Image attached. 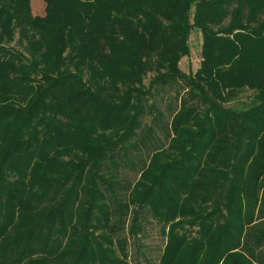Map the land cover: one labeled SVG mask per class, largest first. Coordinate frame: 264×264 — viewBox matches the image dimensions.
Here are the masks:
<instances>
[{"label":"trees","instance_id":"16d2710c","mask_svg":"<svg viewBox=\"0 0 264 264\" xmlns=\"http://www.w3.org/2000/svg\"><path fill=\"white\" fill-rule=\"evenodd\" d=\"M43 1L0 0V264H131L148 214L157 264H264V229H244L264 216V0ZM165 86L182 92L163 145L142 118ZM121 166L137 176L125 204L107 177Z\"/></svg>","mask_w":264,"mask_h":264},{"label":"rangeland","instance_id":"374dc122","mask_svg":"<svg viewBox=\"0 0 264 264\" xmlns=\"http://www.w3.org/2000/svg\"><path fill=\"white\" fill-rule=\"evenodd\" d=\"M30 6L35 8L34 9L35 13L37 11H40L41 15H44L45 3L43 2V0H30ZM188 46H189V54L186 56H183L179 62L181 69L184 70L185 72L188 70L189 71L196 70L201 60V56H200L201 32L200 30L194 28L191 31L189 39H188ZM151 76H152L151 72L150 73L148 72L144 76L143 83L145 85L148 84L149 78ZM180 89L181 88L177 89V87H173V86H165V88H163L162 90H159V93L158 92L157 94L155 93V96L153 99L155 100L154 101L155 106L160 114L157 115L156 114L157 111L154 110L153 114L145 115L142 118V122L144 126L151 125L153 129L155 130L156 138L161 137L160 143L163 145L166 144V140H164L163 132H165L166 130L165 126L167 125V123L169 125L170 120H171V114H170L171 112L169 110L170 101L173 99V96L176 93V91L177 90L180 91ZM181 92L182 90L180 91V93ZM250 93L251 91H248V90L243 92L240 95L238 100L231 101L230 103L227 104V106H231L234 108L236 107L239 109L244 108L246 106V103L250 100V98L248 97ZM153 115L156 118H155V123L152 125L151 118ZM126 156L127 158L134 157L135 160H137V158H140V157H144L145 159L148 158L143 150L136 152L135 150H132L130 148L128 149ZM251 157L252 158L249 157L248 160L244 162L243 164L246 169H248V166H251L252 161L258 158L255 153L252 154ZM263 161L264 159L260 160L259 163L256 164L258 168H260L263 165ZM122 166L118 168V173H115L114 176H111L110 173L107 171V177H108V180L111 181V183L109 182V184H112V191H115L121 198V201L118 203L125 204L128 201V193L130 192V190L132 191L134 188V183L137 179V176L135 174L136 172L132 171L131 168L126 167V169H124ZM87 168H90V166H88ZM249 173L250 171L248 172L245 171L243 175H240L241 179L242 178L243 179L239 186H240V190L241 188L243 189V192H245L246 187H247L246 179L248 178ZM258 181H259L258 196L260 199L259 204H258L259 206L260 204H262V202L264 203L263 201L264 199V172L258 178ZM83 183H86V184L89 183L88 177L86 175L84 176ZM126 184L129 185V188L125 189L124 185ZM80 197L84 198L83 194H81ZM78 202H83V201L80 200ZM78 206L81 207L80 204H75V208H77ZM74 210H77V209H74ZM76 212L77 211H75V213ZM247 217L251 218V222L245 225V228H244L247 232H250V234L251 233L253 234V232L257 234L258 229H262V230L264 229V216L257 217L254 211L253 215L248 214ZM187 222L184 224V226H182L181 228H178L179 229L178 231L185 232V233L190 231L191 234L189 238L195 237L196 232L199 229V225H189ZM160 228L161 226L149 214L144 218L143 232L141 233V235L136 241H134L132 238L130 239L128 253L130 256L129 261H131V264H157L158 259L163 251V247L165 245V237H166L165 235L162 234ZM250 244H253V243L250 242ZM251 260L253 261V264H258L257 259L252 258Z\"/></svg>","mask_w":264,"mask_h":264},{"label":"crops","instance_id":"0c3cea01","mask_svg":"<svg viewBox=\"0 0 264 264\" xmlns=\"http://www.w3.org/2000/svg\"><path fill=\"white\" fill-rule=\"evenodd\" d=\"M43 2H44V1H43ZM39 5H41V4H39ZM37 8H38V7H37ZM37 8H36V9H37ZM34 9H35V8L31 6V11H32V13H33L34 15H41L40 11H37V12H39V13H37V12L35 13V12H34Z\"/></svg>","mask_w":264,"mask_h":264}]
</instances>
